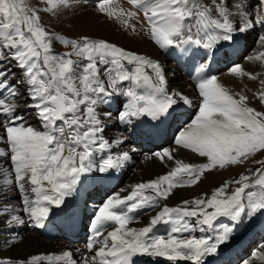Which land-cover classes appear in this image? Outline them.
<instances>
[{"label": "snow or ice", "instance_id": "6c2138e0", "mask_svg": "<svg viewBox=\"0 0 264 264\" xmlns=\"http://www.w3.org/2000/svg\"><path fill=\"white\" fill-rule=\"evenodd\" d=\"M79 2L36 0L31 6L29 0H0V145L5 146L0 147V233L6 236L0 252L16 247L18 229L44 228L85 177L108 178L131 164L141 151L138 136H156L181 106L197 111L177 129L175 149L144 153L165 165L172 162L170 170L109 196L86 226L82 247L26 257L0 254V264H137V257L207 264L240 227L264 216V167L240 174L231 192L225 183L210 196L177 206L162 201L213 170L248 161L264 166V158L255 159L264 154V111L211 73L225 45L264 29V0H127L129 8L95 0V12L124 32L146 36L192 64L196 104L170 90L159 60L102 38L69 37L43 19H59ZM259 41L264 46V35ZM247 59L264 62V51ZM230 73L258 79L239 64ZM259 83L253 97L264 107V79ZM180 149L202 162L178 159ZM138 211L155 215L146 226L130 227L139 222ZM220 218L229 223L217 224ZM159 225L167 231H154ZM197 231L208 234L197 237ZM252 257L240 264H264V243Z\"/></svg>", "mask_w": 264, "mask_h": 264}, {"label": "bare ground", "instance_id": "6f19581e", "mask_svg": "<svg viewBox=\"0 0 264 264\" xmlns=\"http://www.w3.org/2000/svg\"><path fill=\"white\" fill-rule=\"evenodd\" d=\"M85 2L86 3L85 4L83 3L82 5L76 4L74 10L70 11L71 12L70 16L68 13H65L67 16H63L62 14L61 16L63 20H62V23H60L59 25L66 23L67 25L70 26L69 27L70 30L74 28V30L72 31V34L76 33V35H82V32L80 31V27L86 23L90 27H93V30L96 33L97 32L99 33L98 36L91 35V37L102 38V36H100L101 34L103 35V37L108 38L110 42L116 43V45L120 47H123V48L125 47V49L129 51L139 53V54H144V55L149 56L150 58L159 60V62L165 67L167 78L169 81L170 90L182 91L193 99L194 104L198 103V93L195 87L191 83H188L183 80V78L178 74L177 67L175 68L172 63L166 61L165 58L162 57L160 53V49L151 42L150 38L143 36V35H134L131 32H124L123 30L120 29L118 24L114 23L111 20L106 19L103 15H100L95 12L96 4L95 2H93V0H85ZM112 6L113 7L122 6L125 8L130 7V5L127 3V0H113ZM60 30H61V33L63 34H66L67 31H69V29H66V28L60 29ZM249 32L251 33V32H256V31L252 30ZM262 33L264 35V32ZM247 35H248V32H247ZM256 35L258 34L256 33ZM248 40H250V37L248 38ZM248 40L245 39L244 37L242 39H238L235 45H231V46L225 45L220 50V53L217 55V57L213 61L212 63L213 68L211 70V73L214 74V72L221 67V65L223 64L224 56H226L228 61L235 62L236 54L241 52V49L239 50V48H242L244 44L248 42ZM224 50H225V54L223 56L222 51ZM261 51H264V46H262L261 43L260 44L257 43V46L255 50L252 51L253 53L251 55H256ZM241 66L244 70L257 75L258 79L256 81H251V80H248L247 78L241 79L239 77H234L230 73V71L224 72L222 75L217 76V78L221 82H223L225 86L229 87L233 91L235 92L243 91L246 95L249 96L250 102H251L253 98V93L257 91V89L259 90L262 87L259 83V80L264 79V62H261V61L253 62L247 59L244 65L241 64ZM190 108L193 110L194 114H196L197 109L195 107H190ZM171 132H173V134H176L177 129L173 128ZM109 135H111V133H109ZM172 143L171 141H169V143L165 147L175 149L177 146L174 143L173 144ZM0 147H5V146L1 145ZM175 155L178 159L185 160L188 163L202 162V158L196 156L195 154H192L188 150L180 149L175 153ZM142 158L147 159L146 157H140V156L133 157V163L135 164L138 163L137 169L135 166L134 169L133 168L128 169V170L126 169L123 172V174H126V177L121 187L117 190V192L120 189H126L131 184L147 182L152 179H155L156 177L160 175L166 174L170 170V167L172 166V162H169L168 165H165L155 158L148 159L146 161L143 160ZM135 169L136 171L132 174L131 172H133ZM81 184H83V182ZM203 185L205 188L204 190L201 189L198 195L201 193L208 194V190L210 189L208 188V186L206 187L205 184ZM126 194H127L126 192H121V195H126ZM194 197H195V194H192L191 190H184L183 188H178V189H174L173 195L170 196L167 201H163L162 204H167L168 206H177L181 203V201L191 200ZM105 200L106 199L100 200V203H97L96 205L97 206L101 205ZM97 206H93V207L91 206V208L96 210ZM152 215H155V213L146 215L142 220H140L139 222L133 223L132 225H130V227L139 228V227L146 226L147 223L149 222L150 216ZM263 218L264 216H262V219ZM256 224L258 223L256 222V219H255L250 225L256 226ZM162 228L163 226L159 225L157 226L156 230L160 231L161 234H163L167 231V228L165 229H162ZM260 231H262L261 232L262 234L264 233L263 228H260ZM198 233L200 232H195V234H198ZM13 235L16 236L17 241H18L16 247L12 249H5L3 252H0V254L14 256V257H26L32 254H59L67 249H71L73 252H75V249L77 247H82L85 241L83 239L77 240V243L75 245L74 244L70 245L68 236L66 238L53 236L48 241H44L39 236L38 227H34L32 225L24 226L18 229L15 233H13ZM1 244L2 243L0 242V247H2L3 245ZM233 245H236V243ZM233 245L228 247V249L224 252H222L223 250H221L220 253L218 255H215L213 258L209 257L207 260V264H235L238 261L240 255L242 256V254H239V251H236V250L234 251ZM240 251L242 250L240 249ZM252 258H250L249 260H251ZM150 261L152 263L157 262L159 264H171V262H168L164 260L163 258H156V259L150 258ZM138 264H143V263L139 262ZM180 264H187V262H180ZM255 264H260V262L258 263L256 261Z\"/></svg>", "mask_w": 264, "mask_h": 264}, {"label": "rangeland", "instance_id": "374dc122", "mask_svg": "<svg viewBox=\"0 0 264 264\" xmlns=\"http://www.w3.org/2000/svg\"><path fill=\"white\" fill-rule=\"evenodd\" d=\"M29 3H30V5L31 6H35V4H36V0H29ZM85 4L86 2H85V0H81V2H79V3H77V4H80V5H82V4ZM68 14H69V16L71 15L70 13V11H68L67 12ZM63 16H67L66 14H63ZM43 19L46 21V22H49L52 26H54L55 28H56V30L57 31H59V32H61V30L60 29H69V31H67V33L66 34H68V36L69 37H74V36H78V35H76V33H73L72 34V31L74 30V28H72L71 30H70V26L69 25H67L66 23H64V24H62V25H59L60 23H62V16L59 18V19H52V20H50L49 21V17L48 16H44L43 17ZM80 31L82 32V34H85V35H94V36H98V32L96 33L94 30H93V27H90L88 24H83L81 27H80ZM66 32V31H65ZM263 31H260V32H258L257 34H258V38H257V42H255V43H252V42H250V43H248V47H247V52L246 53H244V55L245 56H243V58H242V60H236L235 59V62L234 61H229L230 63H231V66H230V68L228 69V70H225L224 72H227V71H230V69H231V67H232V65L234 66L235 64H239V65H241V64H243L244 65V63L246 62V60H247V57L248 56H250L253 52L252 51H254L255 50V48H256V46H257V43L258 44H260L261 42L259 41L258 42V40H259V36L260 35H263V33H262ZM250 32H248V35H247V33L246 34H243L241 37H239L238 39H242V38H244L245 37V39H247L248 40V38L250 37H252V36H250V34H249ZM100 36H102V39L104 38L105 40L107 39V41H109L110 42V40L108 39V38H106V37H103V35H101L100 34ZM249 41V40H248ZM244 43V42H243ZM114 44H116V43H114ZM239 44V43H238ZM236 47V46H235ZM123 48V47H122ZM243 48H244V46L242 47V48H239V50L241 49V51L243 50ZM124 49H125V47H124ZM56 50L57 51H64V49H63V47L62 46H60V45H56ZM127 50V49H126ZM226 50V49H225ZM225 50L224 51H222L223 53H222V55L224 56V54H225ZM240 53V52H239ZM239 53H237V54H239ZM236 54V55H237ZM228 62V59L226 58V56H224L223 57V64L221 65V67L219 68V69H221V68H223V67H225V65H226V63ZM216 70L215 72H214V74L213 75H215V76H220V75H222L224 72H221L220 70ZM257 91H258V89H257ZM256 92V91H255ZM250 106H252V107H254V108H257L258 110H261V111H264V107H262L260 104H259V102L253 97L252 98V100H251V102H250ZM33 123H36L35 121H33ZM174 136H175V134H173ZM170 141H171V143L173 142L174 143V137L173 138H171L170 139ZM172 143V144H173ZM1 146V145H0ZM140 157H143V156H140ZM261 158H264V154H260V155H258L257 157H255V159H261ZM143 160H148V159H145V158H142ZM139 160H141V159H139ZM135 166H136V169H137V166H138V163L137 164H135L134 163V166H133V169L135 168ZM261 167H263L262 165H259V164H256V163H254L253 161H248L244 166H230L229 168H226V169H217V170H213V171H211L210 173H206V177L207 178H202V182L201 183H199V184H197V185H195V186H192V187H184L183 189L184 190H191V193L192 194H195V197L194 198H198L199 196H202V194L203 193H201V194H199L198 195V193H199V191H201V189L202 190H204V185L203 184H205L206 185V187L208 186V188L210 189V190H208V195L210 196L211 195V193L216 189V188H218V187H220L221 185H223V184H225V183H227L228 185H229V192H231L235 187H237V185H235L234 183H232V181L234 180V179H236V178H238V176L240 175V174H248V172H247V170H251V171H255V169H257V168H261ZM136 169L133 171V172H131L132 174L136 171ZM155 212H151V213H149V214H146V215H150V214H154ZM146 215H144L143 217H142V219L146 216ZM141 219V220H142ZM226 220H228L227 218H220L218 221H217V224H221V222L222 223H224V221H226ZM258 220H259V223L262 221V222H264V218L262 219V216H259L258 217ZM227 223H229L228 221H227ZM247 223V222H246ZM245 223V226H243V228H246V229H248L249 228V226H248V224H246ZM224 224H226V223H224ZM163 226V225H162ZM165 228H167V226H163V228L162 229H165ZM253 228V227H252ZM260 228H263L264 229V225H262V226H260L259 227V231H260ZM249 230V229H248ZM159 233H161L160 231H158ZM197 232H199V231H197ZM246 232V231H245ZM202 234V233H201ZM201 234L200 233H198V234H195L194 233V235H196L197 237H199V236H201ZM206 234V233H205ZM204 234V235H205ZM244 234V232L241 234V235H243ZM261 234V235H260ZM264 234V233H263ZM262 233H258V237H261L262 235H263ZM203 235V234H202ZM237 237H238V235H235L234 236V240H233V242L230 244H226V245H224L223 246V248H222V252H224V251H226L227 249H228V247H230L231 245H233V244H235L236 243V245H233L234 247V251L236 250V251H239V254H243V252H247V250H248V253L245 255V258L244 259H247V260H249L250 258H252V254L255 252V251H257L258 250V245L260 244V243H264V240H262V241H260L259 242V240H256V243H257V245L255 246V244L253 243V237L249 240V241H247V242H243L242 244H244V245H246L245 246V251H240V249L241 248H239L238 247V240H237ZM6 239V236L3 234V233H0V242L3 244V241ZM1 244V245H2ZM241 244V243H240ZM240 246V245H239ZM238 247V248H237ZM255 248V249H254ZM252 251V252H251ZM214 256H212V258H213ZM243 259V257L240 255V257H239V259H238V261L235 263V264H240V261ZM258 263H259V261H257Z\"/></svg>", "mask_w": 264, "mask_h": 264}]
</instances>
